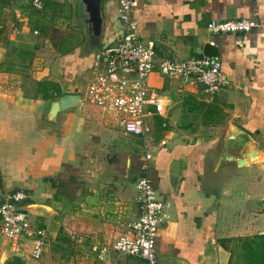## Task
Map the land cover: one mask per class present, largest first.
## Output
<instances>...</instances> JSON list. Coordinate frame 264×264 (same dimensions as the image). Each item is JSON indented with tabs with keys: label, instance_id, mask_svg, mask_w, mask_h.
<instances>
[{
	"label": "crops",
	"instance_id": "0c3cea01",
	"mask_svg": "<svg viewBox=\"0 0 264 264\" xmlns=\"http://www.w3.org/2000/svg\"><path fill=\"white\" fill-rule=\"evenodd\" d=\"M57 2L46 0L43 13L35 11L28 0L0 9V195L5 199L14 191H23L35 197L25 205L49 202L52 209L59 206L56 179L65 168L83 167L91 161V151H102L88 136L84 119L76 117L78 107L59 112L53 121L47 119L56 91L52 85L43 89L46 84L39 83H54L62 94L77 92L74 78L91 67L95 53L86 39L70 50L75 33L70 31L63 38L64 27L54 22L63 16L57 11ZM100 15L99 47L116 43L123 31L117 0H101ZM131 16L140 37L155 42L156 61L204 56L206 42L218 49L229 85L213 95L200 85L168 79L156 71L150 75V88L158 89L166 102L164 120L170 115L169 98L181 114L172 124L165 120V128L153 127L157 145L147 174L158 196L168 204L159 233L162 248L158 264H227L229 253L217 243L219 237L264 232V207L258 206L257 212L248 207L250 201H264V0H138ZM238 18L253 19L257 26L247 33H212L207 28L211 20ZM47 51L55 53L48 55ZM194 105L202 108L198 114L203 119L198 125L184 115L197 114L188 110ZM231 123L256 142L259 154L255 162L239 165L224 158L232 152L234 157L240 156L227 142ZM128 139L132 151L142 149L139 137ZM120 155L126 162L120 176L127 177V169L133 168L130 154L115 153L117 159ZM138 161L134 188L141 174ZM98 173L94 170L89 176L93 179ZM251 173H256L254 179H248ZM95 192L99 195L92 189ZM118 194L131 200L128 188L121 184L115 193V212L124 201ZM93 200L92 194L86 195L84 206L101 202L99 196ZM133 205L135 213L126 219L136 216V197ZM118 223L110 236L107 224H101L106 239L94 242L100 249L121 234L124 227ZM217 229L223 235H217ZM111 252L103 256V263L109 258L111 262ZM12 261L23 263L0 252V264Z\"/></svg>",
	"mask_w": 264,
	"mask_h": 264
},
{
	"label": "built area",
	"instance_id": "2783aa9c",
	"mask_svg": "<svg viewBox=\"0 0 264 264\" xmlns=\"http://www.w3.org/2000/svg\"><path fill=\"white\" fill-rule=\"evenodd\" d=\"M28 1L34 9L41 10L46 0ZM137 2L117 0L118 17L123 26L121 37L116 43L101 46L94 53L85 93L101 110L114 112L117 125L124 134L140 138L144 153L141 174L135 181L136 216L122 224L123 232L111 244L104 245L99 256L103 259L102 252L106 256L112 251L157 264L155 243L168 204L158 196L147 173L157 145L152 131L153 120L156 116L164 119L166 102L160 93L150 88L148 79L156 71L168 79L200 85L209 95L227 87L229 79L218 56L156 61L155 42L140 37L131 16ZM255 26L257 22L253 19L238 18L211 20L207 28L212 33H247ZM161 126H166L165 120ZM26 197L23 191H14L0 203V234L10 240L16 252L27 246L20 242L22 237L31 240L30 253L36 260L42 257L49 243V234L45 226L37 219L33 221L28 215L30 212L24 210Z\"/></svg>",
	"mask_w": 264,
	"mask_h": 264
},
{
	"label": "rangeland",
	"instance_id": "374dc122",
	"mask_svg": "<svg viewBox=\"0 0 264 264\" xmlns=\"http://www.w3.org/2000/svg\"><path fill=\"white\" fill-rule=\"evenodd\" d=\"M57 3L60 4L57 6L60 7L57 8V11H59V13L63 16L58 17V19L54 18V22L58 21L60 24L58 22H56V24L60 25V28L64 27V33L62 35L63 38L70 31L75 33L72 38L75 42L70 47V50H74L77 45H82V43L87 38V27L84 25V14L79 8L77 0H58ZM1 4L5 5L6 9H9L14 4H17V2L11 3L7 0L1 2L0 7L3 6ZM50 53L55 52L47 51L48 55H50ZM90 78L91 67L85 68V70L80 72L77 77L74 78L77 93L81 97L77 108L79 115L77 113L76 117L84 119L86 128L89 129L88 136H91V138L97 144L102 146V151L100 153L91 151L88 157L91 160L89 163L87 162L84 165L82 163L83 160H81L82 162H79V164L82 163L83 167H79L77 164L78 162L76 163V166L69 165L59 176L60 178L58 180L56 179L58 182L57 185L59 186L56 189L57 194L59 195L57 197V200H59L57 203V205H59L57 209H40L33 214L28 213L33 221L37 218L43 219V221H45L44 226L47 230V233L49 234L50 241L45 247V251L40 259L35 260L31 257V240L22 237L20 242L26 243L27 246L16 252L12 249L10 240L0 234V252H5L7 255H10L13 260L15 259L22 261L23 263L21 264H125L126 261H129L132 264H147V262L142 258L123 256L122 254L116 252H111V255H113L111 257V262L108 261L110 259L109 258L106 260V263H103L105 261L99 256L101 254V249L98 247L99 245L97 243H101L102 239H106L104 230L102 228V223L105 222L107 224L106 230L110 236L112 235L111 231L116 230L115 226L117 225L118 221L120 224L127 223L130 219L126 218L131 216V212L135 213L133 201L137 195V191L134 188L133 178L139 172V170L135 168L137 163L136 159L139 160V167L140 160L144 156V153L142 149H134L135 152L131 150L128 138L135 139V136L124 134L120 130L117 125L116 115L114 112L101 110L88 99L85 90ZM163 94L164 96L167 95L166 93ZM168 102H170L169 105H171L170 115L166 114L165 120L169 124H172L174 122L173 118H179L181 109L178 105L174 106L172 104V99L169 98ZM195 112H197V114L188 113L184 115L186 116L187 120H191L198 125V122L202 116L198 114L199 110H196ZM124 152L130 154L129 156L132 163L131 165L133 167L131 169H127V177L120 176L125 172V158L122 157V155H120V158L118 157V159L115 157V153ZM151 166L152 161L150 167ZM94 170H98L99 176L92 179L89 176V173H91V171L94 173ZM255 175L256 173H251V175H248V179H254ZM121 184L128 188V194L131 195L132 201L129 200L125 195L123 196V194H118L119 197H122L124 201H121L120 203L121 209L115 212V193ZM92 189L98 190L99 195H97L96 192L92 193ZM28 194L27 199L24 200V203L35 199V197L31 198L32 194ZM85 194H92L95 197V200L93 201H96V196H99L101 202H99V204L96 202H90V207H85L83 204L85 201ZM3 198L4 196L0 195V203L4 201ZM110 201L113 202L111 203ZM47 204L50 203L48 202ZM260 205L264 207V201H250L248 203L249 208L253 207L254 210L256 209L255 212L259 210L257 207ZM247 213L249 214L247 216L250 217V212ZM101 217H103L104 220ZM237 226L240 227V225ZM121 227L124 226L122 225ZM61 230L63 233L57 240V245H55V239ZM251 230L252 229H250V231ZM262 230H264V227ZM216 234L223 235L222 231L219 229H217ZM113 237L114 234L111 236V238ZM95 241L97 243H94ZM94 244H96V246L93 247ZM107 244L108 243H104V245ZM60 246H62V248ZM161 248L162 241L158 237L155 243L157 264L161 256ZM102 253V257L105 256L104 252ZM12 264L15 263L12 261Z\"/></svg>",
	"mask_w": 264,
	"mask_h": 264
},
{
	"label": "water",
	"instance_id": "95a60500",
	"mask_svg": "<svg viewBox=\"0 0 264 264\" xmlns=\"http://www.w3.org/2000/svg\"><path fill=\"white\" fill-rule=\"evenodd\" d=\"M79 8L84 14V25L87 27L86 45H90L95 52L99 48L102 18L100 15V1L101 0H77ZM203 54L210 56H217L218 49L214 44L206 42L203 45ZM80 95L77 92H67L50 102L47 119L55 120L57 114L62 111L77 108L80 103ZM227 142L231 146L232 151L240 153V156L234 157L232 152L230 155H225V159H234L239 165H248L257 160L258 146L251 135L244 130L238 128L231 123L227 126ZM245 136V137H244ZM3 185L0 174V193H2ZM24 210L30 213H35L40 209H52L51 206L42 203H29L23 206Z\"/></svg>",
	"mask_w": 264,
	"mask_h": 264
},
{
	"label": "trees",
	"instance_id": "16d2710c",
	"mask_svg": "<svg viewBox=\"0 0 264 264\" xmlns=\"http://www.w3.org/2000/svg\"><path fill=\"white\" fill-rule=\"evenodd\" d=\"M7 0H0V3ZM19 0L12 1V3H18ZM11 2V1H9ZM30 4V1H29ZM46 1L44 2L45 7ZM3 5V4H1ZM5 6V5H4ZM32 7V5L30 4ZM43 7V8H44ZM33 8V7H32ZM1 9V7H0ZM34 9V8H33ZM39 13H43L44 10H36ZM46 84L42 88H47V86L52 85L54 87L56 94L54 98L59 97L62 95V91L58 87V85L50 82L42 81L41 84ZM201 109L200 106L194 105L189 107L190 112H194L196 110ZM208 112V111H207ZM164 121L163 118L156 116L154 118V127L161 126V123ZM162 127V126H161ZM163 128V127H162ZM165 128V127H164ZM44 226L43 223H41ZM63 233L61 230L58 236L55 239V245H57V240L59 239L60 235ZM66 234V233H65ZM67 240V239H66ZM217 243L225 249L229 253V257L227 260V264H264V232H257L250 235H238V236H229V237H219L217 239ZM62 248V246H60ZM148 264V263H147Z\"/></svg>",
	"mask_w": 264,
	"mask_h": 264
}]
</instances>
